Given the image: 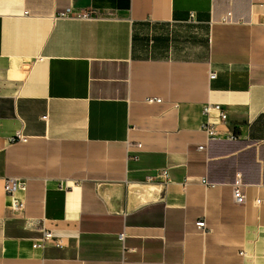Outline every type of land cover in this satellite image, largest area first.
Instances as JSON below:
<instances>
[{
	"label": "crops",
	"instance_id": "obj_1",
	"mask_svg": "<svg viewBox=\"0 0 264 264\" xmlns=\"http://www.w3.org/2000/svg\"><path fill=\"white\" fill-rule=\"evenodd\" d=\"M0 264H264V0H0Z\"/></svg>",
	"mask_w": 264,
	"mask_h": 264
},
{
	"label": "built area",
	"instance_id": "obj_2",
	"mask_svg": "<svg viewBox=\"0 0 264 264\" xmlns=\"http://www.w3.org/2000/svg\"><path fill=\"white\" fill-rule=\"evenodd\" d=\"M27 14V13H26ZM230 16V15H229ZM228 16V17H229ZM226 17V18H228ZM117 16L114 13H107L106 15L96 9H87L82 10L77 13H73L72 11H68L66 13H61L59 15V19H75V20H96V19H116ZM194 17H192L193 19ZM226 21V19H225ZM216 73L210 72L209 73V80L212 81L216 79ZM146 102L149 104L152 103H161V99H153L148 98L146 99ZM212 114H218L220 117L221 123H225L227 120V114L225 113L223 107L220 104H214V103H207L203 108V115L208 118ZM203 129L206 133V142L197 146V151L201 153H206L208 149L209 143L212 141L220 140L221 135L218 129V125L216 123H212L210 121H207L203 125ZM236 136L232 135L229 137H226V139H235ZM28 141V138L21 133H18L15 137H13L12 142H22L26 143ZM139 148L141 145H137ZM157 178L162 180L165 183H168L170 181V174L168 171L161 172ZM147 180L149 182L153 181L154 178L148 177ZM203 184L209 186L206 179H203ZM243 183L241 180L240 175L237 177L234 187H233V200L236 205H244L246 203V195L244 193L243 189ZM26 189V181L23 179H19L16 177H8L5 180L4 183V191L5 193L13 197L17 192L24 191ZM259 203V201H258ZM14 206H19L18 202H14ZM196 227L198 228L201 233H205L207 231V226L205 220H200L196 223ZM39 237L33 244V248L35 249H46L50 245L58 248V249H64L66 247L64 238L57 237L52 231L46 229L45 227H41L38 229Z\"/></svg>",
	"mask_w": 264,
	"mask_h": 264
}]
</instances>
